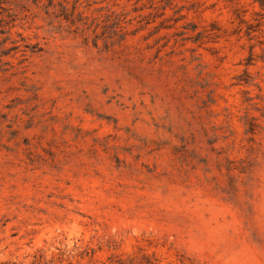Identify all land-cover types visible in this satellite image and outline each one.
Masks as SVG:
<instances>
[{"label": "rangeland", "instance_id": "374dc122", "mask_svg": "<svg viewBox=\"0 0 264 264\" xmlns=\"http://www.w3.org/2000/svg\"><path fill=\"white\" fill-rule=\"evenodd\" d=\"M259 12L0 0V264H264Z\"/></svg>", "mask_w": 264, "mask_h": 264}, {"label": "trees", "instance_id": "16d2710c", "mask_svg": "<svg viewBox=\"0 0 264 264\" xmlns=\"http://www.w3.org/2000/svg\"><path fill=\"white\" fill-rule=\"evenodd\" d=\"M226 2L229 3H237L241 0H225ZM252 4H257L260 11L259 13H255L257 16H259L261 19H264V0H252ZM237 19L239 20L240 24H246V22L244 21V19L239 16V14H237ZM261 25V22H257L256 27H259ZM251 26L248 25V30H250Z\"/></svg>", "mask_w": 264, "mask_h": 264}]
</instances>
